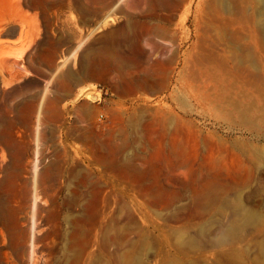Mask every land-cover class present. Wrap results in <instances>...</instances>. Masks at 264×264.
I'll return each instance as SVG.
<instances>
[{
  "label": "rangeland",
  "instance_id": "1",
  "mask_svg": "<svg viewBox=\"0 0 264 264\" xmlns=\"http://www.w3.org/2000/svg\"><path fill=\"white\" fill-rule=\"evenodd\" d=\"M263 23L262 0H0V264H264Z\"/></svg>",
  "mask_w": 264,
  "mask_h": 264
},
{
  "label": "bare ground",
  "instance_id": "2",
  "mask_svg": "<svg viewBox=\"0 0 264 264\" xmlns=\"http://www.w3.org/2000/svg\"><path fill=\"white\" fill-rule=\"evenodd\" d=\"M262 1H264V0H262ZM263 24H264V23H263ZM260 27H264V26H260ZM258 29H259V27H258ZM260 29H261V28H260ZM260 29H259V30H260ZM259 30H258V31H259ZM261 30H262V29H261ZM261 30H260V31H261ZM262 33H264V29H263ZM254 45H255V44H254ZM234 50H235V49H234ZM256 50H257V49H256ZM254 52H255V51H254ZM259 52H260V51H259ZM259 52H258V50H257V53H258V54H259ZM228 53H229V52H228ZM232 53H233V52H232ZM231 55H232V57L234 58V55L236 56L237 53L234 54V55H233V54H230V57H231ZM238 56H239V55H237V57H238ZM251 56L254 57V53H253V55H251ZM251 56H250V57H251ZM255 56H256V55H255ZM213 57H214V55H213ZM224 57H225V55H224ZM227 57H228V56H226L225 58H227ZM230 57H229V58H230ZM232 57H231V60L233 59ZM214 58H215V57H214ZM221 59H222V57H221ZM227 59H228V58H227ZM223 61H224V59H222V63H224ZM232 61H233V60H232ZM253 61H254V60H253ZM225 62H226V61H225ZM236 62H237V61H236ZM250 62H251V61H250ZM255 63H256V62H255ZM225 64H226V63H225ZM225 64H223V65H224L225 68H226L227 66H226ZM235 64H236V63H235ZM252 64L254 65V63H252ZM223 65L220 66L221 72H225V70L222 71V69H225V68H221V67H223ZM232 65H233V67H232ZM232 65H231V67H232V69H234V66H235V65H234V64H232ZM240 65H242V64L237 63L236 66H235V70H237V68H238V71H240L241 67H242V69L245 68V67H243V66H245V65H242V66H240ZM249 65H251V63H250ZM255 65H257V64H255ZM260 65H261V64H260ZM263 65H264V63H263ZM263 65H262V66H263ZM216 66H217V65H216ZM239 66H240V69H239ZM251 66H252V65H251ZM251 66H250V67H251ZM212 67H213V66H212ZM228 67H229V65H228ZM247 67H248V65L246 66V68H247ZM257 67H258V65L256 66V69H255V68H254V69L257 70ZM214 68H215V67H214ZM217 68L219 69V67H217ZM229 68H230V67H229ZM246 68H245V69H246ZM251 68H253V67H251ZM258 68H260V66H259ZM242 69H241V70H242ZM207 70H208V68H207ZM211 70H212V69L210 68L209 71L211 72ZM227 70H228V69H227ZM235 70H233V71H235ZM247 70H249V69L247 68ZM262 70H263V68H262ZM213 71H214V69H213ZM238 71H237V72L235 71V73H239ZM242 71H245V70H242ZM258 71H260V70H258ZM258 71H255V72L257 73ZM227 72H228V71H227ZM245 72H248V71H245ZM213 73L215 74V72H213ZM218 73H219V71H218ZM218 73H217V74H218ZM228 73H232V72L229 71ZM248 73H251V75L253 76V73H254V72L252 73V71L250 72V70H249ZM261 73H262V72H261ZM222 74L228 75V74H226V73H222ZM257 74H258V75H257ZM257 74H256L257 76H256V75H254V76L259 77V74H260V73L258 72ZM218 75H219V74H218ZM218 75H217V76H218ZM214 76H215V75H214ZM221 76H222V75H221ZM232 76H234V75L232 74ZM252 76H251V77H252ZM254 76H253V77H254ZM249 77H250V76H249ZM212 78H214V77H212ZM216 78H217V77H215V80H216ZM219 79H220V78H219ZM253 79H255V80H253V81H256V80H257L255 77H254ZM221 80H224V79H220V81H221ZM263 80H264V75H263ZM263 80H262V85L264 86V84H263L264 81H263ZM222 82H223V81H222ZM253 83H255V82H253ZM256 85H257V83H256ZM256 85H255V87H256ZM220 86H221V83H220ZM263 86H262V87H263ZM253 87H254V84H253ZM263 88H264V87H263ZM263 88H262V89H263ZM262 89H261V90H262ZM263 110H264V107H263ZM38 117H39V116H38ZM263 118H264V113H263Z\"/></svg>",
  "mask_w": 264,
  "mask_h": 264
},
{
  "label": "crops",
  "instance_id": "3",
  "mask_svg": "<svg viewBox=\"0 0 264 264\" xmlns=\"http://www.w3.org/2000/svg\"><path fill=\"white\" fill-rule=\"evenodd\" d=\"M118 28H120V26L118 25L117 26ZM150 28H152V27H150ZM150 30V29H149ZM150 38H152V35L151 36H149ZM153 37H155L156 38V35L155 36H153ZM62 52H63V48H59L57 51H55V59L53 60V62H55L56 61V57H58L59 55H61L62 54Z\"/></svg>",
  "mask_w": 264,
  "mask_h": 264
}]
</instances>
